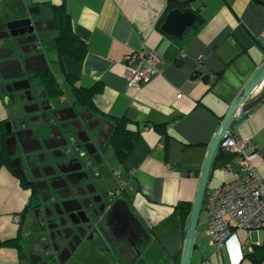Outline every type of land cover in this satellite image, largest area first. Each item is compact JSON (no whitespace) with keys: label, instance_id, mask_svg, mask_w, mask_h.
<instances>
[{"label":"crops","instance_id":"obj_1","mask_svg":"<svg viewBox=\"0 0 264 264\" xmlns=\"http://www.w3.org/2000/svg\"><path fill=\"white\" fill-rule=\"evenodd\" d=\"M63 3L88 52L81 60L66 55L60 60L55 49L46 52L50 74L63 93L58 106L76 101L74 86H96L93 96L96 109H92L97 115L112 122L115 116L131 121L129 127L138 131L135 145L120 162L112 145L106 143L102 154L106 164L99 168L110 171V179L100 186L116 188L114 171L120 170L126 181V200L151 236L144 249L143 264H174V260L182 258L188 232L177 205L181 202L194 205L223 118L264 63V0H192L191 7L198 10L202 25L181 39L160 28L167 0H0V22L37 7L41 10L38 19L46 29V37L52 39L58 32L47 5ZM142 48L159 54L161 74L139 89L129 88L124 56ZM200 56L203 62L197 66ZM263 90L264 82L251 99ZM19 112L8 106L0 92V123ZM157 125L165 126L167 138ZM232 133L251 138L257 145V167L264 175V100L251 109ZM109 147L113 161L108 158ZM234 161L233 152L218 149L208 188L234 178L227 168ZM30 200V189L7 166H2L1 240L20 234L22 238L31 236L30 230L23 228L28 219L32 229L28 211L22 216ZM17 214L21 215L20 223L14 221ZM207 226V213L203 209L190 264H264L261 246L264 228L252 233L234 230L227 244L217 252L207 235ZM257 240L260 244L256 245ZM19 259L16 248H0V263H15ZM26 259L23 263L29 264ZM92 264H97V260Z\"/></svg>","mask_w":264,"mask_h":264},{"label":"flooded vegetation","instance_id":"obj_2","mask_svg":"<svg viewBox=\"0 0 264 264\" xmlns=\"http://www.w3.org/2000/svg\"><path fill=\"white\" fill-rule=\"evenodd\" d=\"M29 9L24 11V14H18L16 18L30 17L33 23L36 21L40 23L38 15L41 14V10L37 7ZM38 26L43 27L41 23ZM34 28L36 26L29 22L13 29L17 33V36L10 39V44L12 43L17 50L14 57L24 60L39 52L35 50L38 41L33 39L34 34L30 31ZM22 31L25 33L22 34ZM1 32L4 34L7 33V30ZM25 40L28 41L27 44L20 43ZM23 49L28 53L24 54ZM22 79H28L30 86L20 91L15 90L14 83ZM52 80L50 72L37 74L24 70V76L15 79H4L0 75V92L3 99L13 97L15 104L12 101L5 102L9 107H16L20 111L19 114L9 119L14 121L13 127L31 129L32 137L39 140L41 144L39 149L25 152L22 144L18 143L15 155L10 157L24 184L31 191V200L27 206L28 212H26L30 215L31 224L33 221L31 235H34L36 246H33L34 248L28 254L31 251H36L42 256L37 264L45 261L47 264H61V261L64 264H76L79 261L82 264H92L98 254L102 257L101 264H132L130 260L134 256L128 253V247L133 242L123 224L119 227L111 220L105 223L114 202L126 199L125 189L116 194V192H111L116 188L104 189L100 186L96 175L97 168L86 165L91 161L95 163L94 158L97 156L94 154L89 156L84 143L80 140V137L85 136L80 130L82 125L91 136V141L99 146L95 131L90 132L85 123L88 126H94L103 117L98 116V113L86 106H80L78 110L77 106H73L72 103L58 106V101L63 93L58 92ZM18 84L19 86L24 85V83ZM58 107L63 109L59 110ZM70 107H74L77 116L69 109ZM73 116L75 118H71ZM52 120L53 124H50L49 121ZM54 123L58 124L62 131H65L64 137L53 139L52 133L54 130L57 132V129L52 126ZM62 126L68 130L71 129V131L66 132L67 129H63ZM103 133L100 137L101 141L108 133L107 126ZM49 145L56 147L49 148ZM33 146H37V144H30L28 147ZM68 149H71L69 153L66 152ZM90 149L93 150L94 147L90 146ZM90 157L92 159L87 160ZM82 165L83 168H81ZM72 172L75 174L71 176V180L77 182L76 184L70 183L65 177L66 174ZM86 172L89 173L88 179H85ZM108 172L110 175V171ZM83 176L84 178H82ZM64 194H71V196L62 198L61 195ZM65 199H72V201L63 204ZM75 199L83 200L84 204L86 203L88 206L79 210V204ZM67 209H76L77 211L67 212ZM73 220L77 223H73ZM61 223L64 225L61 226ZM59 229H63L64 234L68 237L62 239L63 243L56 251L54 243L55 241L59 242L57 240ZM117 232H123L121 240L115 236ZM54 236L56 240H52ZM119 240L125 241L126 244L121 245ZM144 248L141 249V256L136 259V264H143ZM75 260L78 261L74 262Z\"/></svg>","mask_w":264,"mask_h":264},{"label":"water","instance_id":"obj_3","mask_svg":"<svg viewBox=\"0 0 264 264\" xmlns=\"http://www.w3.org/2000/svg\"><path fill=\"white\" fill-rule=\"evenodd\" d=\"M30 11V9H29ZM196 20V13L193 11H182L178 8L172 9L168 12L166 15L165 21L162 24V30L165 31L167 34L175 36V37H181L184 35L187 28L191 27ZM32 23L36 26V28L30 30L34 34L35 41H38V46L35 47L36 51H39L38 53H35L33 55H30L29 57L25 58L24 60H21L20 58L14 57L16 56L17 50L16 48L10 44L11 37L17 36V33L13 31V29L20 27L21 25H24L25 23ZM41 23V22H40ZM40 23H37L32 21L30 17L25 19H11L0 22V75L4 79H15V78H21L24 76V70L27 72H35L37 74L41 73H49L51 71L50 64L46 55V52L48 51V47L46 46V29L43 27H39L38 25ZM42 24V23H41ZM53 29V25L50 27ZM7 30V33H2L1 31ZM9 30V31H8ZM25 32L22 31V34ZM23 36V35H22ZM9 39V40H8ZM20 42V41H19ZM28 41H21L20 43L27 44ZM24 54L28 53L27 50L23 49ZM264 80V63L259 67V69L252 75V77L248 80L244 87V91L238 95L231 105L230 109L226 113L225 117L223 118V121L221 123V126L219 127L214 140L212 142L209 155L207 157L204 170L202 173L201 183L200 187L197 193V197L195 199L192 214L189 222L187 237L184 245L183 255L181 264H190L191 263V257H192V251L194 247V241L195 236L197 233V227L199 224V220L201 217V213L203 211L204 201L206 192L208 189V182L212 171V166L214 163V160L216 158V154L219 149V145L222 141L226 140L228 136L232 133V130L236 128L244 119H246L252 108L257 106L259 103H261L264 100V90L255 98L251 99L253 96V93L257 91L259 88L261 82ZM18 83H24V85H20ZM14 89L15 90H23L25 87H29V80L28 79H22L18 82L14 83ZM251 99V100H250ZM5 101L9 102L12 101L15 104V99L13 97H5ZM62 103V98L59 99L58 104ZM73 106H77V110L80 106H84L77 100L72 102ZM53 108H55L53 106ZM59 110H62V107H58ZM74 113L75 116H77V111H75L74 107H70ZM75 116L71 118H75ZM82 118V116H81ZM83 119V118H82ZM50 124H53V120L49 121ZM14 121H6L5 127L7 131V137L5 139V151L7 156L10 158L15 155V150L18 146V143H21L25 152H29L31 150L39 149L41 146L40 141L37 139H34L32 137L33 131L31 129H18L13 127ZM57 129V132L54 130L53 139L58 138L60 136H65V131H62V129L59 127L58 124L54 123L52 125ZM86 128L91 132L95 131V135H97V140L99 142V146H96L93 141H91V136L88 134V131L83 128L81 125L80 130L85 134L84 137H80V140L84 143V146L86 148V151L89 156L96 155L94 159L96 162H87L86 165L89 167H96L97 168V177L98 182L102 185H105L108 180L110 179L109 172H106L105 170H102L99 168V166H104L106 162L104 161V158L102 156L103 151L105 149V144L107 143L109 137L111 136L113 129H114V123L110 120L100 118L99 122H97L94 126H88L87 123H85ZM105 126L108 127V133L105 135L104 139L101 141L100 137L103 135ZM51 128V125H50ZM63 129H67L64 126H62ZM71 131V129H67L66 132ZM66 140V137H65ZM68 141L66 140V143ZM46 143V141H44ZM30 144H37V146L28 147ZM90 146H93L94 149H90ZM56 147L49 145V148ZM71 149L66 150V152H70ZM92 158L87 160H91ZM17 162V161H15ZM86 162V161H85ZM83 168V165L82 167ZM75 173L72 172L70 174H66L67 180L72 183L76 184L77 182L71 180V176H73ZM84 178V176L82 177ZM89 178V173L86 172L85 179ZM65 185V184H64ZM64 185H62L64 187ZM61 187V186H60ZM71 196V194H64L61 195L62 198H67ZM72 199H65L62 203L65 204L66 202H71ZM77 203L79 204L78 209L82 210L84 206H88L86 203L84 204L83 200L75 199ZM67 212H76V209L70 210L67 209ZM99 218V217H98ZM108 220L114 221L116 226H121L123 224L124 228L126 229L127 234H129L130 238L132 239V244L128 247V253L133 255L134 258L130 260V263L136 264V259L141 256V249L143 247H146L147 244L151 240V236L147 230V228L144 226L143 222L140 220V218L131 210L129 203L126 199H119L114 202V204L111 207V210L109 214L107 215L105 219V223H107ZM73 223H77L73 220ZM64 225V223H61V226ZM105 234L106 232L103 231ZM115 236H118V238L121 240L123 238V232H117ZM68 236L64 234L63 229H59V233L57 235V240L59 242L54 243V248L56 251L59 250L60 245L63 243L62 239L67 238ZM52 240H56V237H52ZM119 240V241H120ZM118 241V242H119ZM121 242V241H120ZM123 242V243H122ZM120 244L123 245L126 244L125 241H122ZM121 251V249H119ZM28 260L29 264H37L42 256L36 252L31 251L28 254ZM41 264H47V262H42ZM61 264H64L61 261Z\"/></svg>","mask_w":264,"mask_h":264},{"label":"built area","instance_id":"obj_4","mask_svg":"<svg viewBox=\"0 0 264 264\" xmlns=\"http://www.w3.org/2000/svg\"><path fill=\"white\" fill-rule=\"evenodd\" d=\"M161 61L156 51L146 48L127 53L124 65L128 87L139 89L160 75ZM202 62L203 58L198 57L197 66ZM219 149L233 152L235 161L227 167L234 173V178L208 188L203 206L207 213V235L217 252L227 244L234 230L245 229L252 233L264 228V175L257 167V145L251 138L231 133L220 143ZM114 175L118 186L111 192L119 194L124 190L126 181L120 170L114 171ZM21 220L20 214L14 216L16 223ZM255 244H260L259 240ZM250 249L254 251L252 247Z\"/></svg>","mask_w":264,"mask_h":264},{"label":"trees","instance_id":"obj_5","mask_svg":"<svg viewBox=\"0 0 264 264\" xmlns=\"http://www.w3.org/2000/svg\"><path fill=\"white\" fill-rule=\"evenodd\" d=\"M192 0H167V7L165 10L164 17L162 16L160 19V28L162 27L163 22L165 21L166 15L172 9L178 8L182 11H193L196 13V20L194 24L187 28L184 35L181 37H175L178 39L183 38L188 33H195L200 26L202 25L201 16L198 13V10H194L191 7ZM262 1V0H260ZM49 8L50 16H52L55 30L58 32L57 36L46 40V46L49 49H55L58 53V57L61 60L63 56H70L77 60H81L85 57L88 52V46L80 39L77 34L75 33L71 18L69 13L67 12L65 4L54 5L49 4L47 5ZM203 79L208 81L207 76H203ZM53 85L58 89L59 93H62V90L57 81L52 80ZM96 86H92L90 88H83L74 86V96L78 102L83 104L86 107L94 108L95 103L93 100V96L96 93ZM114 123L113 132L108 140V143L112 145L115 155L120 162H123L128 154L131 152L135 145V141L137 139L138 131L129 127L130 120L126 117H112ZM163 134L166 136V128L163 125L158 126ZM0 168L2 166H7L16 176L21 179V176L18 170L15 168L13 163L11 162L10 158L7 156L5 151V137L7 135L4 123H0ZM167 138V136H166ZM167 146V144H166ZM22 183L24 184L23 180L21 179ZM25 185V184H24ZM177 209L179 211L181 220L183 225L186 227V232L188 231V224L191 218L193 206L191 203L188 202H181L178 203ZM27 211V207L24 212H22V216H25V212ZM22 217V218H23ZM22 235H18V237L13 239L1 240L0 239V248L3 247H11L16 248L19 252V261L15 263H0V264H24L23 261L28 256L26 253L24 244L22 242ZM264 249V244L261 245ZM257 246V248L261 247ZM254 252L251 253V257H254ZM181 256V254H180ZM182 258L179 257L178 259L174 260V264H181Z\"/></svg>","mask_w":264,"mask_h":264},{"label":"rangeland","instance_id":"obj_6","mask_svg":"<svg viewBox=\"0 0 264 264\" xmlns=\"http://www.w3.org/2000/svg\"><path fill=\"white\" fill-rule=\"evenodd\" d=\"M51 33H53V31H51ZM54 51V50H53ZM53 51H51L50 52V55L51 54H53ZM54 53H55V51H54ZM5 124V123H4ZM111 148L109 147L108 149H107V153H108V158L110 159V160H112L113 161V156L111 155ZM208 190V189H207ZM28 220V219H27ZM27 220H25V222H24V229L25 230H30V233H32V229H31V226L29 225V221H27ZM30 224H31V221H30ZM29 226V227H28ZM32 227H33V221H32ZM30 228V229H29ZM35 241V238H34V235L32 234L30 237H27V236H25L24 238H22V242H23V244H24V247H25V250H26V252L28 253L29 251L28 250H32V248H34L33 246H36L34 243ZM145 249V248H144ZM146 251V250H145ZM145 251L143 250V255H145ZM96 258H95V260H97V264H101L102 263V257L98 254V256H95ZM154 257V259L156 260L157 259V255H154L153 256ZM25 261V260H24ZM78 260H75L74 262H77ZM26 262H28V260L26 259ZM191 262H192V257H191ZM76 264H82L80 261L79 262H77ZM194 264V263H193Z\"/></svg>","mask_w":264,"mask_h":264},{"label":"clouds","instance_id":"obj_7","mask_svg":"<svg viewBox=\"0 0 264 264\" xmlns=\"http://www.w3.org/2000/svg\"><path fill=\"white\" fill-rule=\"evenodd\" d=\"M204 209V208H203Z\"/></svg>","mask_w":264,"mask_h":264}]
</instances>
